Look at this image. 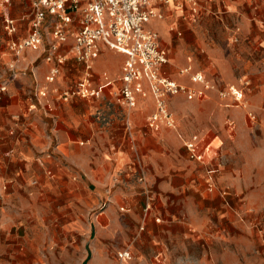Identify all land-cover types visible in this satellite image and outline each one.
I'll list each match as a JSON object with an SVG mask.
<instances>
[{
    "label": "rangeland",
    "instance_id": "1",
    "mask_svg": "<svg viewBox=\"0 0 264 264\" xmlns=\"http://www.w3.org/2000/svg\"><path fill=\"white\" fill-rule=\"evenodd\" d=\"M32 1L0 0V84H6L4 92H16L23 99L22 109L34 102L36 108L32 112H42L43 116L38 114L33 119L41 123L46 116L43 113L46 102L37 103L35 93L46 75L43 48L47 40L37 51H24L16 62L8 48L10 36L3 26V17L8 15L22 26L18 36H25L32 16ZM179 23L176 27L171 25L174 30L168 29L166 39L158 32L162 45L168 49V58L177 45H182V61L173 67V72L178 73L190 56L193 68L210 80L218 81L219 86H238L249 94L250 83L244 80L248 78L236 83L219 81V74L210 67L204 50L209 43L220 48L225 41L234 56V32L230 39L224 40L219 24L205 19L203 11L194 21L187 18ZM184 26H187L185 31ZM44 31L48 39V24ZM177 31H181V35ZM187 34L188 40H185ZM72 42L73 34L69 32L63 52L68 51ZM23 59L26 60L21 63ZM122 61L123 56L116 61V56L110 55L103 68L116 78ZM11 64H14L13 71ZM63 65L66 67L54 84L58 91H50L49 95L59 93L69 83L82 78L83 64L71 54L66 55ZM10 83L16 89L11 90ZM208 92L205 97L192 100L183 95L171 97L168 105L176 128L162 126L156 131L145 127L150 111L129 110L116 96L80 98L81 101L69 103L76 115L89 110V117L96 124L97 135L93 139L96 148L118 146L126 131L131 144L129 150L134 160H141L145 177L141 183L136 168L125 177L122 170L117 171L121 167H117L114 172H101L100 183L83 179L77 195L71 193L65 198L69 225L64 251L49 253L45 240L48 238L43 240L41 234L31 238L34 244H24L29 251L38 252L39 264H264V110L257 114L253 105L257 100L247 96L248 106L254 113L249 116L246 109L235 106L231 100H219L214 90ZM143 106L151 107L149 99ZM193 134L205 141L217 137L213 143L219 147L212 164V192L207 190L209 164L190 160L179 138L184 141ZM89 137L90 131L84 129L78 144L85 143ZM121 147L128 148L126 141ZM145 151L155 155L152 164L145 157L150 167L149 177L140 156ZM60 201H63L62 196ZM222 205L228 208L231 220L225 217L226 208L224 210ZM51 213L46 211V218L51 217ZM194 222L199 229L193 226ZM203 224L208 227L205 231L201 229ZM122 248L131 249L130 260L117 258ZM6 249L0 246V251Z\"/></svg>",
    "mask_w": 264,
    "mask_h": 264
},
{
    "label": "crops",
    "instance_id": "2",
    "mask_svg": "<svg viewBox=\"0 0 264 264\" xmlns=\"http://www.w3.org/2000/svg\"><path fill=\"white\" fill-rule=\"evenodd\" d=\"M199 2L203 8L204 18L219 24L224 40L230 39L234 32L232 37L236 41L234 56L225 41L220 48H215L209 43L204 50L210 67L218 72L219 81L224 83H236L248 78L244 80L250 83L249 94H244L246 99L248 96L250 100H257L253 105L256 113L260 114L264 110V103H261L264 101V0H199ZM152 10L155 12V18H151L145 27L159 32L165 39L168 38V29L174 30L173 26L176 27L181 20L186 21L189 18L188 9H179L180 12H177L178 8L174 2L170 4L155 2L152 4ZM21 28V24L17 22V33L10 39L22 38L18 36ZM186 29L187 26H184L183 31ZM26 32L27 34L29 32V23ZM160 34V45L164 48ZM177 34L181 35V31H177ZM187 36L188 34L185 40H188ZM188 44L190 45V42ZM66 45L63 44L62 48L66 49ZM164 49L168 51L166 47ZM182 51V45L175 47L166 64L168 73L166 65L162 68V72L178 82L191 85L188 76L179 74V70L178 73L173 72V67L182 61ZM27 52L32 51L26 50ZM110 55L116 56V61L123 56L101 45L100 53L93 62V83L102 86L99 95L94 97L96 99L117 97L114 93L115 85L118 83L117 77L113 78L108 70L103 68ZM25 60L23 59L21 63ZM26 64L29 65V62ZM44 65L47 66L45 69L47 72L49 64L45 62ZM187 65L191 66L193 71H199L193 68L190 56L186 57L181 67ZM64 67L66 65L61 66L59 73ZM42 68L43 64L39 66V72ZM199 72L203 74L202 71ZM204 76L208 78L205 74ZM107 80L112 82V86L106 85ZM211 81L216 82V80ZM71 84L73 83H69ZM9 86L11 90L16 89L13 83ZM145 89V96L136 97L137 103L133 111L138 109L150 113L153 111V97L147 90V85ZM10 92L8 90L2 93L0 98V246L4 245L8 248L0 251V264H39L41 260L38 252L29 251L24 244H34L31 238L41 234L44 236L43 240L48 238L45 240L49 253L54 255L55 252L64 251L69 225L66 214L67 195L71 193L77 195V189H82L83 179L89 183L95 181L100 183L103 180L101 172H110L117 167H121L117 171L122 170L125 177L130 176L135 169L134 159L132 151L129 150L131 144L129 138L125 136L126 131L123 141L118 146L96 148L93 141L97 135L96 124L94 119L89 117V110H85V113H81L80 110L81 112L76 115L69 105L72 101H81L80 98L66 101L58 93L48 94L46 98L40 99L46 102L43 107L46 116L40 123L33 118L38 114L43 116L42 112L28 111L29 103L26 109H22L23 99L16 92ZM208 93L206 91L203 97ZM146 99L151 103L150 108L143 106ZM16 115L21 116L19 121L13 119ZM145 127L152 130L147 126L146 119ZM84 129L90 131V137L85 143L78 144ZM179 138L183 143L182 138ZM215 139L217 137L213 136L207 141L204 139L202 141L207 145L213 144ZM124 141L128 148L121 147ZM137 145L139 146L138 141ZM140 156L149 177L151 173L148 163L155 162V155L153 152L145 151L140 153ZM214 159L212 158L210 168L206 170V178ZM107 180L109 181V178ZM33 181L35 183H32ZM79 195L78 201L81 202V193ZM129 200L131 201L132 198ZM222 207L225 210L226 206L222 205ZM46 211L52 212L51 217L46 218ZM228 211L226 208L224 215L230 219ZM193 226L200 228L195 222ZM205 228L207 230L208 227L203 224L201 229L205 231ZM130 252L132 258L131 249Z\"/></svg>",
    "mask_w": 264,
    "mask_h": 264
},
{
    "label": "built area",
    "instance_id": "3",
    "mask_svg": "<svg viewBox=\"0 0 264 264\" xmlns=\"http://www.w3.org/2000/svg\"><path fill=\"white\" fill-rule=\"evenodd\" d=\"M155 2H174L180 10L187 8L189 19L193 21L203 11L199 0H33L28 34L20 39L11 38L8 48L18 62L24 51H37L47 40L43 51L49 67L44 83L36 90L37 103L46 98L50 91H58L54 85L55 79L68 54L83 64L82 78L61 90L58 93L60 97L66 101L97 97L102 86L93 83V62L102 45L124 56L114 93L127 109L136 107V97L145 96L147 85L154 100V109L146 117L147 126L152 130L156 131L162 126L176 128L175 117L168 105L171 97L183 95L187 100H192L212 90L219 98L231 100L235 106L246 109L247 114L252 116L254 113L240 87L219 86L201 72L193 71L189 65L181 67L179 74L188 76L191 85L178 82L162 72L169 62L167 51L160 45L159 34L145 27L155 16L152 10ZM3 19L4 29L12 37L17 33V22L8 15H4ZM46 24L50 27L48 39L44 31ZM69 32L73 34V42L65 53L62 46ZM10 67L13 71L14 64ZM111 83L110 80L106 81V85L112 86ZM5 90L6 84H0V93ZM35 108L36 104L31 102L27 110L33 111ZM19 118V115L13 117L15 121H19ZM183 145L190 160L204 165L211 163L219 147L212 143L205 145L195 134L185 139ZM134 167L138 170V180L143 183L145 174L139 158L134 160ZM207 172V190L212 192L214 170L211 168ZM117 258L120 261L129 260L130 248L117 252Z\"/></svg>",
    "mask_w": 264,
    "mask_h": 264
},
{
    "label": "bare ground",
    "instance_id": "4",
    "mask_svg": "<svg viewBox=\"0 0 264 264\" xmlns=\"http://www.w3.org/2000/svg\"><path fill=\"white\" fill-rule=\"evenodd\" d=\"M152 19L155 18V16L151 17Z\"/></svg>",
    "mask_w": 264,
    "mask_h": 264
}]
</instances>
